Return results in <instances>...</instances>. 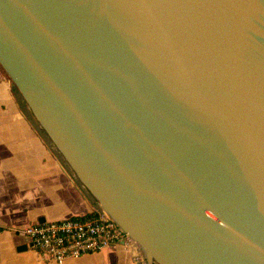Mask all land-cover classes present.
<instances>
[{
	"label": "water",
	"instance_id": "1",
	"mask_svg": "<svg viewBox=\"0 0 264 264\" xmlns=\"http://www.w3.org/2000/svg\"><path fill=\"white\" fill-rule=\"evenodd\" d=\"M0 67L147 264H264V0H0Z\"/></svg>",
	"mask_w": 264,
	"mask_h": 264
},
{
	"label": "crops",
	"instance_id": "2",
	"mask_svg": "<svg viewBox=\"0 0 264 264\" xmlns=\"http://www.w3.org/2000/svg\"><path fill=\"white\" fill-rule=\"evenodd\" d=\"M0 67V264H45L16 229L92 208L89 193L27 117ZM62 264H147L137 245L108 246Z\"/></svg>",
	"mask_w": 264,
	"mask_h": 264
},
{
	"label": "built area",
	"instance_id": "3",
	"mask_svg": "<svg viewBox=\"0 0 264 264\" xmlns=\"http://www.w3.org/2000/svg\"><path fill=\"white\" fill-rule=\"evenodd\" d=\"M27 238L45 264H62L108 246L124 249L136 245L118 223L100 208L58 218H42L27 222L16 229Z\"/></svg>",
	"mask_w": 264,
	"mask_h": 264
},
{
	"label": "rangeland",
	"instance_id": "4",
	"mask_svg": "<svg viewBox=\"0 0 264 264\" xmlns=\"http://www.w3.org/2000/svg\"><path fill=\"white\" fill-rule=\"evenodd\" d=\"M2 71H4V70H2ZM9 79V78H8ZM10 86H12V83L10 82ZM16 96H17V98H19L20 96L18 95V93L16 94ZM26 108H27V106H26ZM27 110V112H28V115H30V118L33 120V121H35V119L33 118V116H32V114H30V111H29V109L27 108L26 109ZM35 123H36V121H35ZM37 124V123H36ZM40 127V126H39ZM40 129V131L42 130L41 128H39ZM42 132V134H43V136L46 138V136H45V134H44V132H43V130L41 131ZM47 139V138H46ZM48 140V139H47ZM50 142V141H49ZM51 144V143H50ZM52 145V144H51ZM53 146V145H52ZM54 147V146H53ZM54 149H55V147H54ZM57 151V150H56ZM58 155H59V153H58ZM59 158H61L60 157V155H59ZM90 200H91V206H92V208L94 207V208H96V206H95V204H94V200H93V198L90 196Z\"/></svg>",
	"mask_w": 264,
	"mask_h": 264
},
{
	"label": "trees",
	"instance_id": "5",
	"mask_svg": "<svg viewBox=\"0 0 264 264\" xmlns=\"http://www.w3.org/2000/svg\"><path fill=\"white\" fill-rule=\"evenodd\" d=\"M12 90L15 92V94H17V90H16V88L12 85ZM17 98V97H16ZM17 101H18V103L21 105V106H26L25 105V102H24V100L21 98V97H19V98H17ZM27 109V108H26ZM26 112H27V110H26ZM27 114V117L29 118V119H31L30 118V115H28V112L26 113ZM31 114V113H30ZM37 126L39 127V125L37 124ZM40 128V127H39ZM40 130V129H39ZM42 131V130H41Z\"/></svg>",
	"mask_w": 264,
	"mask_h": 264
}]
</instances>
